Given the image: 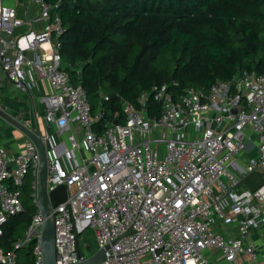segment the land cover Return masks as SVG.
Returning <instances> with one entry per match:
<instances>
[{"label": "built area", "instance_id": "obj_1", "mask_svg": "<svg viewBox=\"0 0 264 264\" xmlns=\"http://www.w3.org/2000/svg\"><path fill=\"white\" fill-rule=\"evenodd\" d=\"M29 1L50 23L38 32L24 31L30 21L0 0L2 68L19 88H25V67L48 80L53 93L47 98L45 122L61 133L69 131L73 150L82 140L89 151L67 172L61 156L49 151V188L64 184L68 190L67 200L53 208L59 264L88 258L79 245L87 229L94 232L98 250H104L103 264H211L206 255L211 249L228 260L249 256L253 264H264L247 202L264 196V184L254 193L239 192L252 173H261L264 180V72L243 71L208 90L177 92L176 81L154 85L151 94L138 98L141 108L122 99V122L107 120L99 131L96 123L104 113L94 114L87 92L64 69L60 37L65 29L61 16L53 14L62 0ZM150 96L160 108L154 116L148 112ZM43 139L48 145L49 138ZM253 149L256 155L241 166ZM39 166L30 139L15 155L0 147V264H17L32 243L34 264H44L39 207L12 248L1 246L9 220L25 211L22 192L31 172L36 203ZM229 209L238 226L235 237L215 227L228 219Z\"/></svg>", "mask_w": 264, "mask_h": 264}, {"label": "trees", "instance_id": "obj_2", "mask_svg": "<svg viewBox=\"0 0 264 264\" xmlns=\"http://www.w3.org/2000/svg\"><path fill=\"white\" fill-rule=\"evenodd\" d=\"M54 13L65 29L64 69L93 111L104 113L99 131L107 120L122 122V99L141 108L138 98L154 85L176 81L177 92L208 90L243 71L264 72V0H62ZM149 102V115H157L152 96ZM22 194L25 211L5 226V251L38 208L28 185ZM33 246L17 264H34Z\"/></svg>", "mask_w": 264, "mask_h": 264}, {"label": "crops", "instance_id": "obj_3", "mask_svg": "<svg viewBox=\"0 0 264 264\" xmlns=\"http://www.w3.org/2000/svg\"><path fill=\"white\" fill-rule=\"evenodd\" d=\"M21 2V8H17L19 16L30 21V24H27L23 29L24 31L33 30L38 32L49 25V20L41 17L38 8L31 5L29 0H21ZM35 56L39 58L40 52H36ZM21 81L25 88L17 87L15 83L8 79L2 68L0 48V108L29 127L39 129L43 136L48 137L49 151L52 155L61 156L60 162L63 170L67 172L71 165L81 162L83 158L89 156L88 149L81 140L80 148L73 150L69 142L70 132L61 133L55 124L49 125L45 122L44 114L47 98L53 93L50 82L40 78L34 70L26 67L21 73ZM99 111L100 108L94 110V114L98 115ZM73 126L76 128L77 124ZM252 138L254 141L255 136L252 135ZM27 139L18 129L0 117V147H5L10 155H15L24 150V144ZM256 153V149L251 150L240 160L241 166L248 162L251 157H254ZM238 169L241 168L239 167ZM35 180L36 176L31 172L26 179V185L31 188V192ZM247 190L249 188L242 183L239 192L244 193ZM247 202L249 203L250 217L255 222L252 229V237L259 244L264 257V196H256ZM227 218L225 221H218L215 227L227 236L235 237L238 232V226L231 209L228 210ZM206 255L211 264H253L249 256H240L234 260H228L219 249L208 250Z\"/></svg>", "mask_w": 264, "mask_h": 264}, {"label": "water", "instance_id": "obj_4", "mask_svg": "<svg viewBox=\"0 0 264 264\" xmlns=\"http://www.w3.org/2000/svg\"><path fill=\"white\" fill-rule=\"evenodd\" d=\"M143 106L148 108V103L145 102ZM0 117L5 119L28 139L33 141L38 149L40 155V166L37 176L38 197L36 199V203L44 218L42 241L44 264H59L55 244V215L53 208L67 200V187L64 184H60L54 189L49 188V149L43 139L42 132L39 129L29 127L13 115L3 111L1 108ZM243 183L252 193H254L263 186L264 180L262 174L256 172L244 178ZM104 261V250L99 249L92 256L78 264H103Z\"/></svg>", "mask_w": 264, "mask_h": 264}, {"label": "rangeland", "instance_id": "obj_5", "mask_svg": "<svg viewBox=\"0 0 264 264\" xmlns=\"http://www.w3.org/2000/svg\"><path fill=\"white\" fill-rule=\"evenodd\" d=\"M4 3L6 5L16 7L19 9L22 6L21 0H4ZM26 198L27 197L24 196V199H26ZM32 203L33 202L30 199L28 204L30 205ZM79 245H80L81 251L84 252L87 257L92 256L95 252L98 251V246H97L95 234L91 229H87L86 231L83 232V234H81L80 240H79ZM24 254H26V251H22L20 253L21 256H23Z\"/></svg>", "mask_w": 264, "mask_h": 264}]
</instances>
